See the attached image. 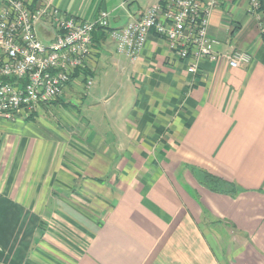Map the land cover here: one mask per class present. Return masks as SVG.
I'll use <instances>...</instances> for the list:
<instances>
[{"label": "crops", "instance_id": "1", "mask_svg": "<svg viewBox=\"0 0 264 264\" xmlns=\"http://www.w3.org/2000/svg\"><path fill=\"white\" fill-rule=\"evenodd\" d=\"M49 1L120 28L157 0ZM248 6L210 16L217 51L250 55L238 68L188 74L153 31L134 57L104 31L89 86L0 121V264H264V33ZM199 169L241 191L208 190Z\"/></svg>", "mask_w": 264, "mask_h": 264}, {"label": "built area", "instance_id": "2", "mask_svg": "<svg viewBox=\"0 0 264 264\" xmlns=\"http://www.w3.org/2000/svg\"><path fill=\"white\" fill-rule=\"evenodd\" d=\"M220 0H157L141 17L110 28L108 13L92 19L67 14L49 0H0V121L33 115L41 106L60 99L74 79L85 75L86 63L100 27L117 53L134 57L149 32L166 40L171 55L186 61L196 73L202 60L224 61L238 68L250 60L240 49L219 52L209 35L212 11ZM248 12L264 33V0H248ZM37 26L45 37H38Z\"/></svg>", "mask_w": 264, "mask_h": 264}, {"label": "trees", "instance_id": "3", "mask_svg": "<svg viewBox=\"0 0 264 264\" xmlns=\"http://www.w3.org/2000/svg\"><path fill=\"white\" fill-rule=\"evenodd\" d=\"M104 31L105 30L100 27L96 28L93 32V41L99 42L104 37ZM199 173L198 183L210 191L224 193L232 198L236 197L241 191L234 183L217 177L203 169H199Z\"/></svg>", "mask_w": 264, "mask_h": 264}, {"label": "rangeland", "instance_id": "4", "mask_svg": "<svg viewBox=\"0 0 264 264\" xmlns=\"http://www.w3.org/2000/svg\"><path fill=\"white\" fill-rule=\"evenodd\" d=\"M109 21V20H108ZM38 28H37V32H38V37L41 39V40H45V37H44V35L42 34V32H41V28H40V26H37ZM97 85V82L95 81L94 82V84H93V88H94V86H96ZM103 86H105V80H104V83H103ZM114 88H117V87H119L117 84H115V83H113V85H112ZM57 101H59V99L57 100ZM56 101V102H57ZM87 102V101H86ZM74 103V102H73ZM72 103V104H73ZM83 109V108H82ZM30 116V115H29ZM29 116H27V117H29ZM55 115H53V117H54ZM31 117V116H30ZM56 118V117H55ZM240 247H242V245L240 244Z\"/></svg>", "mask_w": 264, "mask_h": 264}]
</instances>
